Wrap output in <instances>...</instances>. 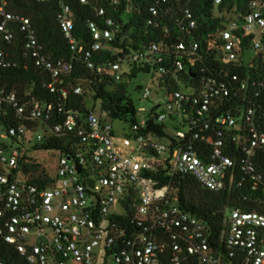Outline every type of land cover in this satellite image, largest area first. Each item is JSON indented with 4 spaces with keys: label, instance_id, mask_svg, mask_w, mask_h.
Returning a JSON list of instances; mask_svg holds the SVG:
<instances>
[{
    "label": "built area",
    "instance_id": "1",
    "mask_svg": "<svg viewBox=\"0 0 264 264\" xmlns=\"http://www.w3.org/2000/svg\"><path fill=\"white\" fill-rule=\"evenodd\" d=\"M222 2L214 0L215 7ZM106 13L99 7L101 22L89 21L87 41L76 35L71 6L63 2L58 22L73 55L53 58L31 19L1 2V67L16 65L3 43L12 42L19 28L28 56L52 77V89L73 72L74 59L116 82L127 79L135 63L156 72L164 99L149 111L139 108L147 113L118 134L107 112L66 110L62 102L42 106L35 97L22 102L16 91L0 85V108L14 121L0 127V165L5 169L0 174V217L6 216L0 235L28 264H161L165 254L173 264H183L189 254L202 264H264V212L229 209L221 250L206 223L186 210L172 189L176 176L189 174L215 192L246 186L251 193L244 199L264 205V0H250L244 12L222 18L205 48L190 35L199 25L185 8L177 23L184 37L175 36L169 48L150 40L132 51L129 60L98 63L96 57L120 32ZM205 54L212 65L195 67ZM125 61L128 71L123 70ZM172 80L178 87L168 90ZM72 90L83 93L80 84ZM67 94L62 91L64 98ZM142 94L148 99L151 89L142 88ZM56 108L59 114L54 115ZM37 120L40 125L30 130L28 125ZM151 120L165 125L163 134L146 131ZM30 133L36 134L33 143ZM54 137L64 138L65 146L51 185L12 177L28 144ZM161 170L169 183L159 187L154 174ZM128 198L134 201L132 213L122 220Z\"/></svg>",
    "mask_w": 264,
    "mask_h": 264
},
{
    "label": "trees",
    "instance_id": "2",
    "mask_svg": "<svg viewBox=\"0 0 264 264\" xmlns=\"http://www.w3.org/2000/svg\"><path fill=\"white\" fill-rule=\"evenodd\" d=\"M249 1L223 0L222 5L216 8L214 0H160V2L157 0H87L86 3H82L80 0H6L9 10L22 13L31 19L37 36L40 42L45 45L46 51L53 58L63 59H71L73 54L58 22L61 4L64 2L71 6L75 33L79 38L87 41L91 39L89 21L95 20L100 23L101 16L98 15V8H105L107 16L113 17L120 25V32L116 35L111 47L101 51L96 57L98 63L106 60L121 62L129 60L132 51L141 49L150 40L157 41L163 47L169 48L176 37H184L179 33L181 27L177 23L184 17L185 8L191 9L199 25V28L192 30L190 35L200 40L205 48L208 34L219 25L222 18L244 12L248 8ZM1 2L2 0H0V5ZM152 7L156 8L155 13L151 11ZM166 28L169 29L168 35ZM25 38L24 32L19 28L15 29L12 42H4L3 45L16 65L0 66V85L8 90L16 91L22 102L35 97L42 106L48 103L57 105L58 102H62L66 110L78 109L82 113L94 110L100 114L104 111L113 120L122 119L131 123L137 120L138 109L128 94L127 81L116 82L108 73H97L88 68L82 60L74 59L73 72L64 79L63 83L57 84L56 88L52 89L49 86L53 81L50 74L35 66L33 59L28 56L24 47ZM200 65L210 67L212 65L211 56L207 57L205 54L203 60L196 61L194 66L199 68ZM148 69V65L140 66L133 63L128 79L136 77L138 72H145ZM192 74L194 75V73ZM170 82L168 90L178 87L176 80ZM76 84L82 86V94L73 92L72 87ZM63 90L68 91L66 98L62 96ZM89 93L92 103L87 101ZM98 101H100L99 110L96 109ZM53 113L54 115L59 114L58 109ZM12 117L3 108H0V127L6 128L14 122ZM60 118L58 115L53 120ZM148 124L146 131L153 130L160 135L164 133L165 125L152 120ZM39 125L37 120L29 124L28 127L30 130H35ZM41 126L43 125L41 124ZM14 140L16 139L14 138ZM64 146V138L54 137L34 144L32 150L63 152ZM22 151L19 167L12 171V177L17 176L44 186L51 185L54 179L48 166L37 157L30 155V149ZM2 173H5V169L0 165V174ZM154 178L159 180V187L169 183V177L165 176L162 170L154 174ZM172 189L176 193L178 202L191 214L206 223L208 231L212 233L211 240L221 250L225 245L224 220L229 209L240 207L245 211L264 212V205H257L249 199H244V196L251 193L246 186L215 192L205 188L193 176L184 174L174 178ZM133 202L131 198L123 201L127 207V215L120 217L122 220H126L132 213L130 205ZM5 217H0V226ZM184 258L183 264H202L195 255L189 254ZM0 263L28 264L26 258L15 246L7 243L1 235ZM161 264H173L172 257L165 254Z\"/></svg>",
    "mask_w": 264,
    "mask_h": 264
},
{
    "label": "rangeland",
    "instance_id": "3",
    "mask_svg": "<svg viewBox=\"0 0 264 264\" xmlns=\"http://www.w3.org/2000/svg\"><path fill=\"white\" fill-rule=\"evenodd\" d=\"M130 68L129 63L126 61L123 64V70L128 71ZM125 81L128 82V94L133 100L134 104L136 105V108H145L147 111L151 109V107L158 103L160 100L164 99V94L159 89V83H158V75L154 70L148 71V72H138L136 77H133L130 79H125ZM150 88L151 94L148 99L143 97L142 94V88ZM183 90H185V87H182ZM90 93L88 94L87 101L89 103H92V99L89 97ZM97 110L100 109V101L97 102ZM147 112H140L137 113V118L140 120ZM129 122L127 121H120V120H114L113 126L118 134H122L125 129L129 127ZM29 139L32 141V143L36 139V134L30 133L28 134ZM30 152L29 154L32 156L37 157L42 163H45L48 168L50 169V172L52 175H55L57 172V159L59 156V152L54 150H32L31 144H28ZM119 207H114V210H118Z\"/></svg>",
    "mask_w": 264,
    "mask_h": 264
},
{
    "label": "water",
    "instance_id": "4",
    "mask_svg": "<svg viewBox=\"0 0 264 264\" xmlns=\"http://www.w3.org/2000/svg\"><path fill=\"white\" fill-rule=\"evenodd\" d=\"M174 41H175V39H174Z\"/></svg>",
    "mask_w": 264,
    "mask_h": 264
}]
</instances>
